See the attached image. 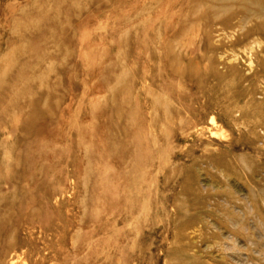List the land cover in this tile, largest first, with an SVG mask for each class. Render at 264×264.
I'll list each match as a JSON object with an SVG mask.
<instances>
[{
    "label": "rangeland",
    "instance_id": "obj_1",
    "mask_svg": "<svg viewBox=\"0 0 264 264\" xmlns=\"http://www.w3.org/2000/svg\"><path fill=\"white\" fill-rule=\"evenodd\" d=\"M243 7L0 0V264H264Z\"/></svg>",
    "mask_w": 264,
    "mask_h": 264
},
{
    "label": "bare ground",
    "instance_id": "obj_2",
    "mask_svg": "<svg viewBox=\"0 0 264 264\" xmlns=\"http://www.w3.org/2000/svg\"><path fill=\"white\" fill-rule=\"evenodd\" d=\"M235 1L242 2L245 5L249 4V5L256 6V10H254L255 11L254 13H252L249 8L243 7V10H244L243 20L264 17V0H235ZM199 8L201 9V7ZM204 18L208 21L211 19H214V17H208V16H205Z\"/></svg>",
    "mask_w": 264,
    "mask_h": 264
}]
</instances>
